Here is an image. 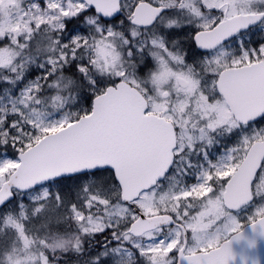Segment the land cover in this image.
<instances>
[{"label":"snow or ice","instance_id":"6c2138e0","mask_svg":"<svg viewBox=\"0 0 264 264\" xmlns=\"http://www.w3.org/2000/svg\"><path fill=\"white\" fill-rule=\"evenodd\" d=\"M0 264H264V0H0Z\"/></svg>","mask_w":264,"mask_h":264}]
</instances>
